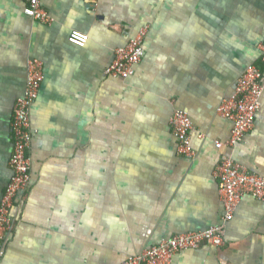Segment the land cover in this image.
I'll return each mask as SVG.
<instances>
[{
    "label": "crops",
    "instance_id": "obj_1",
    "mask_svg": "<svg viewBox=\"0 0 264 264\" xmlns=\"http://www.w3.org/2000/svg\"><path fill=\"white\" fill-rule=\"evenodd\" d=\"M0 0V200L11 177V123L27 63L42 64L30 107L29 185L11 210L0 264H120L175 236L224 226L169 264H264V202L241 199L233 219L215 169L222 156L264 178V86L253 128L233 148L217 107L264 45V0H41L51 21ZM127 79L104 76L142 30ZM88 36L84 48L68 42ZM185 112L195 155L182 156L169 120Z\"/></svg>",
    "mask_w": 264,
    "mask_h": 264
},
{
    "label": "built area",
    "instance_id": "obj_2",
    "mask_svg": "<svg viewBox=\"0 0 264 264\" xmlns=\"http://www.w3.org/2000/svg\"><path fill=\"white\" fill-rule=\"evenodd\" d=\"M24 15L34 21L47 24L50 16L41 8V0H25ZM146 30H140L126 46L115 51L112 64L105 69L104 76L113 79H127L134 73V67L143 56V39ZM88 36L72 31L68 42L77 48H84ZM260 59L257 64L247 66L238 79L231 98L223 101L216 109L217 115L232 123L230 138L225 144L216 143L217 149L233 148L240 143L253 128L264 86V45L259 47ZM43 80L42 64L37 60L27 63L26 86L23 95L16 101L11 123L12 153L9 161L11 177L0 200V260L4 257V241L11 229V210L20 191L30 182L31 143L30 107L36 100ZM177 140V150L182 156L195 155L191 144L194 131L189 116L183 111H174L169 120ZM219 182V194L224 207L223 223L233 219L241 199L253 197L264 202V178L248 173L226 156H222L214 173ZM224 226H215L204 231L175 236L150 247L141 253L128 257L120 264H169L174 255L187 250L198 249L202 244L222 247Z\"/></svg>",
    "mask_w": 264,
    "mask_h": 264
},
{
    "label": "bare ground",
    "instance_id": "obj_3",
    "mask_svg": "<svg viewBox=\"0 0 264 264\" xmlns=\"http://www.w3.org/2000/svg\"><path fill=\"white\" fill-rule=\"evenodd\" d=\"M82 33V32H81ZM27 76V75H26ZM18 100V99H17ZM15 106V105H14ZM13 119V118H12ZM246 136V135H245Z\"/></svg>",
    "mask_w": 264,
    "mask_h": 264
}]
</instances>
